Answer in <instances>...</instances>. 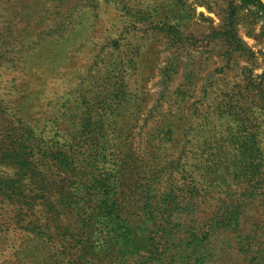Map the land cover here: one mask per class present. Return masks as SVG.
Wrapping results in <instances>:
<instances>
[{"label": "rangeland", "instance_id": "1", "mask_svg": "<svg viewBox=\"0 0 264 264\" xmlns=\"http://www.w3.org/2000/svg\"><path fill=\"white\" fill-rule=\"evenodd\" d=\"M0 264H264L261 6L0 0Z\"/></svg>", "mask_w": 264, "mask_h": 264}, {"label": "trees", "instance_id": "2", "mask_svg": "<svg viewBox=\"0 0 264 264\" xmlns=\"http://www.w3.org/2000/svg\"><path fill=\"white\" fill-rule=\"evenodd\" d=\"M241 2L243 3V5H247L249 3H255L261 6V9L264 10V6L262 4V0H241Z\"/></svg>", "mask_w": 264, "mask_h": 264}]
</instances>
